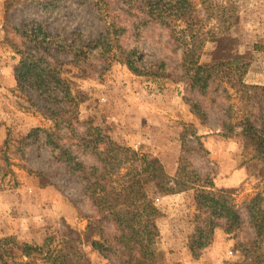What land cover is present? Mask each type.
<instances>
[{"label": "trees", "instance_id": "16d2710c", "mask_svg": "<svg viewBox=\"0 0 264 264\" xmlns=\"http://www.w3.org/2000/svg\"><path fill=\"white\" fill-rule=\"evenodd\" d=\"M76 4L90 6L94 19L104 24V29L89 42L78 38L74 43L72 39L53 36L42 23L24 20L12 28L21 43L18 45L13 39L7 42L18 56L13 69L16 90L52 123L51 130L32 129L24 145L35 147L36 151L48 149L50 163L60 166L69 179L78 183L81 196L93 207L94 215L87 217L84 243L106 264H154L158 234L152 221L160 214L155 195L192 191L193 229L186 243L190 256L198 259L220 229L236 239L234 250L242 256L239 264H264L262 195L255 194L239 207L232 190L216 189L208 175H200L190 159L207 152L191 125L184 126L179 134L180 154L176 171L170 176L156 157L116 144L98 127L79 124L78 107L85 96L61 74L68 63L82 73L95 71L90 62L93 59L106 66L118 63L135 76H163V62L144 63L138 48L123 46L122 39L131 31L149 26L167 29L174 51H180V80L187 83L189 91L203 98L208 93L217 94L220 84L227 83L244 96L246 109L235 123L225 113L222 129L228 136L239 130L243 150L252 153L249 161L259 164L264 176V87L242 81L249 63L241 56L201 62L206 43H217L236 25L232 2L76 0ZM49 7L51 4L43 5L44 9ZM122 17L124 20L120 21ZM212 20L213 25L205 29ZM191 111L205 121L198 102L191 105ZM80 126L84 131H79ZM30 138L32 142L28 141ZM109 228L111 231L105 232ZM53 234L41 244L20 246L12 237L0 239V264H89L80 234L74 229L64 224L62 230ZM55 239L60 245L57 249L52 248ZM11 249L25 261L14 262Z\"/></svg>", "mask_w": 264, "mask_h": 264}, {"label": "rangeland", "instance_id": "374dc122", "mask_svg": "<svg viewBox=\"0 0 264 264\" xmlns=\"http://www.w3.org/2000/svg\"><path fill=\"white\" fill-rule=\"evenodd\" d=\"M230 1L237 23L217 43H206L201 62L241 56L249 63L242 81L264 87V0ZM47 4L51 7L44 9ZM22 20L40 22L47 33L74 43L78 38L89 42L104 29V24L94 19L90 6H79L76 0H0V239L12 237L17 246L41 244L67 224L80 234L89 264H106L84 243L87 217L94 215V210L81 196L78 183L69 179L60 166L50 163L48 149L36 151L35 147L24 145L32 129L51 130L52 123L15 88L13 69L18 56L7 39L21 43L12 28ZM123 20L122 17L120 21ZM213 23L214 20L204 28ZM122 44L127 48L136 46L144 63L163 62V76H135L118 63L106 66L93 59L90 62L95 71L86 73L65 64L62 77L85 96L78 107L79 124L98 127L116 144L156 157L170 176L177 168L179 134L184 126L191 125L207 152L191 156L193 168L200 175H208L216 189L232 190L239 207L255 194L264 199L260 165L249 161L252 153L243 150L239 130L228 136L222 129L225 113L235 123L246 109L242 93L227 83L220 84L217 94L208 93L203 98L189 91L187 83L180 80V51H174L165 28L149 26L131 31L123 37ZM194 102L205 114L204 122L191 111ZM78 129L84 131L81 126ZM28 141L32 142V138ZM87 161L95 163L92 159ZM39 190L42 192L37 201ZM192 197V191L155 195L160 214L152 221L158 234L154 264H239L242 256L234 250L236 239L220 229L198 259L190 256L186 243L193 229ZM110 231L111 228L105 229ZM57 241L52 248L60 247ZM9 253L14 254V262L25 261L15 250Z\"/></svg>", "mask_w": 264, "mask_h": 264}, {"label": "crops", "instance_id": "0c3cea01", "mask_svg": "<svg viewBox=\"0 0 264 264\" xmlns=\"http://www.w3.org/2000/svg\"><path fill=\"white\" fill-rule=\"evenodd\" d=\"M40 192H38V194H37V196H38V199H37V201H39V199H40V193L42 192L41 190H39ZM44 205V204H43Z\"/></svg>", "mask_w": 264, "mask_h": 264}]
</instances>
